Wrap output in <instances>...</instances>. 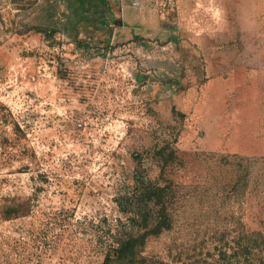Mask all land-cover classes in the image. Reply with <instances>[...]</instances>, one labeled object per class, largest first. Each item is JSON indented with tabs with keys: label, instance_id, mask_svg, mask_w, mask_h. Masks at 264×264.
<instances>
[{
	"label": "rangeland",
	"instance_id": "1",
	"mask_svg": "<svg viewBox=\"0 0 264 264\" xmlns=\"http://www.w3.org/2000/svg\"><path fill=\"white\" fill-rule=\"evenodd\" d=\"M74 5L80 44L63 0H0V197L32 205L0 219V264H100L95 235L127 225L117 200L138 160L158 176L152 149L165 142L179 160L164 173L171 225L141 255L264 262L258 39L224 0Z\"/></svg>",
	"mask_w": 264,
	"mask_h": 264
},
{
	"label": "trees",
	"instance_id": "2",
	"mask_svg": "<svg viewBox=\"0 0 264 264\" xmlns=\"http://www.w3.org/2000/svg\"><path fill=\"white\" fill-rule=\"evenodd\" d=\"M63 1L66 9V12L62 13L65 18L64 25L66 30L72 34L73 41L80 44L82 41L77 37L75 0ZM78 1L79 3L84 2V0ZM101 2L107 7L108 0H101ZM224 2L230 16L235 18L236 4L239 0H224ZM49 5L52 6V2ZM56 29V27H51L49 32L53 34ZM233 30V39L238 40L234 42L241 43L240 32L236 24ZM170 40L176 43L177 38L171 36ZM152 157L159 170L158 176L150 178L145 175L142 163L138 160L133 171L132 185L122 199L117 200L118 210L126 217L127 225H124L118 218L117 223L115 222L112 227H107V231L101 238L95 235V240L101 243L102 260L100 264H167L156 259H148L141 255V251L149 236H157L171 225L167 203L171 180L165 178L164 173L167 167L179 163V160L174 146L166 142L152 149ZM31 207L32 205L26 200L1 196L0 219L9 220L26 216L31 212ZM101 220L105 221V218ZM260 263L264 264V262Z\"/></svg>",
	"mask_w": 264,
	"mask_h": 264
},
{
	"label": "crops",
	"instance_id": "3",
	"mask_svg": "<svg viewBox=\"0 0 264 264\" xmlns=\"http://www.w3.org/2000/svg\"><path fill=\"white\" fill-rule=\"evenodd\" d=\"M241 13L242 15H240ZM236 14H238V20L240 22H244L241 27L243 29L249 30V32H251V35L254 36L255 39H258L257 45L263 46V49L261 48L260 53L257 54L258 56L253 57L252 59H263L264 0H239V2L236 4ZM238 26L239 24L237 25V27ZM241 27L239 26V29H242Z\"/></svg>",
	"mask_w": 264,
	"mask_h": 264
}]
</instances>
